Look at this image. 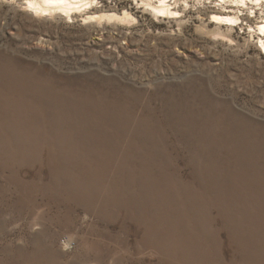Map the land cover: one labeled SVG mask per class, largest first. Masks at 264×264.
<instances>
[{"label": "bare ground", "instance_id": "1", "mask_svg": "<svg viewBox=\"0 0 264 264\" xmlns=\"http://www.w3.org/2000/svg\"><path fill=\"white\" fill-rule=\"evenodd\" d=\"M134 1L137 9L150 16L179 24L182 9L189 6L186 0ZM0 3L41 21L79 22L96 27L135 22L128 10L117 14L110 8H99L98 0H0ZM263 8L264 0H220V6L211 9L210 23L236 27L243 24L244 11ZM260 20L254 27H248V33L258 37L257 47L264 54V17ZM13 62L14 59L0 54V167L5 170L6 161L16 163L19 169L16 174L11 172L12 179H18L16 188H23L31 197L35 196L31 191L37 189L42 196H50L48 203L44 204L42 199L43 203L34 204L35 211L47 208L48 212L43 211L42 215L56 222L60 218L50 209L64 208L65 225L70 223V210L77 212L81 206L105 219L112 216L106 215V210L121 211V225L124 227L125 221L133 224L140 232V239L153 241L170 263L173 258L192 252L191 243L178 235L182 224L178 220L175 226L172 221L177 214L164 212L170 210L169 206L176 208L180 194L202 226L197 230L203 235L204 246H208L204 239L210 240L212 235L218 240L219 232L234 240L243 237L241 231L250 234L264 230V146L241 136L248 132L241 125L234 123L226 128L205 119L204 104H185L182 99H168L161 103L159 110L148 107L145 116L135 118V105L124 104L119 92H109L107 87L79 78L65 79L53 72L26 73L21 67H12ZM41 70L35 71L42 73ZM170 137L174 143L166 142ZM39 143L42 150L34 147L37 156L19 157L20 149L28 151L27 145ZM51 144H55L56 150H52ZM214 146L218 148L217 157L211 150ZM167 154L183 156V167L190 170L188 179H183L179 166L180 175L175 180L163 175L167 167L162 158ZM25 164L31 168L36 166V170L22 172ZM108 174L110 178L101 188L100 182ZM194 186L210 189L212 199L205 202L206 194L193 193ZM157 189L160 196L167 197L168 203L148 199L149 195H156ZM49 192L67 198L61 199ZM195 199L199 200L194 203ZM48 204L52 207H46ZM198 207L202 212L193 210ZM63 241L70 244V240ZM120 243L127 249L125 240L114 244ZM243 248L256 249L259 257L253 262L250 256L254 255L245 252L247 264H264V251L260 252L264 246ZM235 260L231 259L228 264H236Z\"/></svg>", "mask_w": 264, "mask_h": 264}, {"label": "rangeland", "instance_id": "2", "mask_svg": "<svg viewBox=\"0 0 264 264\" xmlns=\"http://www.w3.org/2000/svg\"><path fill=\"white\" fill-rule=\"evenodd\" d=\"M186 1L189 6L182 9L179 24L150 16L137 9L134 0H98L99 8H110L117 14L128 10L135 18V22L103 24L101 27L84 26L79 22L34 20L16 12L11 5L0 3V54L14 59L12 67H21L26 73L46 75V72H53L65 79L79 78L89 84L107 87L109 92H119L124 104L135 105V118L145 116L148 107L159 110L161 103L168 99L204 104L205 119L226 128L239 124L248 131L241 136L264 146V54L257 47L258 37L248 33L249 26L254 27L262 21L264 8L244 11L243 24L232 27L210 23L211 9L219 7L220 0ZM166 142L175 141L170 137ZM27 146L28 151L20 149V158L25 154L37 156L35 146L42 150L40 143ZM51 146L56 150L55 144ZM211 150L217 157L218 148L214 146ZM182 160L181 154L163 156L162 162L167 167L163 175L175 180L179 166L183 179H188L190 170L183 167ZM12 164L6 161L5 170L0 167V264H228L231 259H236V264H247L244 261L247 257H243L245 252L254 255L250 256L253 262L259 257L255 254L256 249L243 247L264 246V230L250 234L241 231L243 237L234 240L219 232L218 240L212 235L211 241L204 239L208 244L204 246L201 243L203 235L197 230L202 226L180 194L176 208L169 206L170 210L164 212L177 214L172 221L175 226L178 220V224H182V232L178 235L191 243L192 252L185 257H175L170 263L153 241L140 239V232L133 224L125 221L124 227L121 225V211L106 210V215L115 216L105 219L81 206L78 213L70 210L69 226L64 222V208L50 209L61 220L56 222L42 215L43 211L48 212L47 208L35 211L34 204L43 203L42 199L46 204L50 196H42L37 189L31 191L35 195L31 197L28 191L16 188L18 179H12L11 172L16 174L19 167ZM23 167L21 170L26 173L36 170V166L31 168L29 164ZM198 172L202 174L203 171L199 168ZM109 176L100 182L101 188ZM155 192L156 195L151 194L148 199L168 203L167 197L158 194V189ZM192 192L197 195L204 192L205 202L212 199L210 189L194 186ZM56 197L67 198L60 194ZM48 205L46 207H52ZM193 210L202 212L201 207ZM65 239L70 240V244H64ZM124 240L128 252L121 243L114 244ZM196 246L201 247L197 249Z\"/></svg>", "mask_w": 264, "mask_h": 264}]
</instances>
